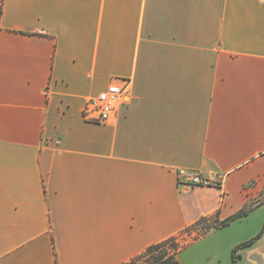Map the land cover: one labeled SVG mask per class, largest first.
Returning <instances> with one entry per match:
<instances>
[{
    "label": "crops",
    "instance_id": "crops-1",
    "mask_svg": "<svg viewBox=\"0 0 264 264\" xmlns=\"http://www.w3.org/2000/svg\"><path fill=\"white\" fill-rule=\"evenodd\" d=\"M263 188L264 0H0V264H124ZM263 227L264 201L179 261L233 264ZM238 253L264 264V231Z\"/></svg>",
    "mask_w": 264,
    "mask_h": 264
},
{
    "label": "built area",
    "instance_id": "built-area-1",
    "mask_svg": "<svg viewBox=\"0 0 264 264\" xmlns=\"http://www.w3.org/2000/svg\"><path fill=\"white\" fill-rule=\"evenodd\" d=\"M129 95L128 83L121 85L110 83L106 89L86 98L83 106V117L94 123H107L117 114ZM179 183L185 182L195 186H211L213 180L200 173L181 168L178 170Z\"/></svg>",
    "mask_w": 264,
    "mask_h": 264
},
{
    "label": "trees",
    "instance_id": "trees-1",
    "mask_svg": "<svg viewBox=\"0 0 264 264\" xmlns=\"http://www.w3.org/2000/svg\"><path fill=\"white\" fill-rule=\"evenodd\" d=\"M247 210H248L247 208L241 209L240 211H238L234 215H231L228 218L223 219V220H219L218 218H215L214 219L215 223H213V220L211 217H202L197 222H195L191 226L187 227L185 230L192 229L191 227L195 226L196 224L200 223L201 221H205V222L210 221L208 224H206L205 231L201 234V235H203L204 233H206L211 228L221 227V226H224V225L231 223L233 220L244 215L247 212ZM185 230H183V231H185ZM263 231H264V227L257 236L251 238L250 240L242 242L241 244H239L237 246V248H235V255H234V259H233V264H238V259L240 257L238 250L244 246H247V245L254 243L260 237V235ZM177 236L178 235L172 236V237L167 238L161 242H158L156 244L151 245L146 250H144V252L140 253V255L145 253L146 256L147 255L151 256L148 264H181L179 261V258H178V254L181 252V250L184 247H186L192 241H188L187 243H183V244L179 245L176 242ZM170 243H172V247L167 246ZM135 257H137V256H135Z\"/></svg>",
    "mask_w": 264,
    "mask_h": 264
},
{
    "label": "rangeland",
    "instance_id": "rangeland-1",
    "mask_svg": "<svg viewBox=\"0 0 264 264\" xmlns=\"http://www.w3.org/2000/svg\"><path fill=\"white\" fill-rule=\"evenodd\" d=\"M264 201V188L261 191V194L257 197H254L250 202L249 205L247 207V209L249 208H253L255 205H258L260 202ZM213 223H215L214 218L212 219ZM210 221L205 222V221H201L200 223L196 224L195 226L191 227L192 229L189 230H185L180 234H177L178 236L176 237V242L181 245L183 243H187L188 241H192L195 237L201 235L204 231H205V226L206 224H208ZM167 246L172 247V243L168 244ZM144 252V251H143ZM151 254V253H150ZM150 255H137V257H133L131 260H129L128 262L124 263V264H148L149 260H150Z\"/></svg>",
    "mask_w": 264,
    "mask_h": 264
}]
</instances>
